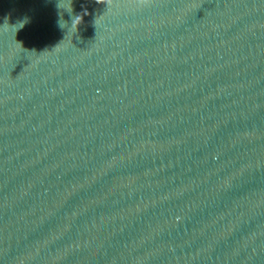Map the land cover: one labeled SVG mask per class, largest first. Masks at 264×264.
I'll return each mask as SVG.
<instances>
[{
  "label": "water",
  "instance_id": "1",
  "mask_svg": "<svg viewBox=\"0 0 264 264\" xmlns=\"http://www.w3.org/2000/svg\"><path fill=\"white\" fill-rule=\"evenodd\" d=\"M0 264H264V0H0Z\"/></svg>",
  "mask_w": 264,
  "mask_h": 264
},
{
  "label": "clouds",
  "instance_id": "2",
  "mask_svg": "<svg viewBox=\"0 0 264 264\" xmlns=\"http://www.w3.org/2000/svg\"><path fill=\"white\" fill-rule=\"evenodd\" d=\"M96 3L98 4H106L107 6H109L112 3V0H95ZM149 2V0H138V3L140 5H144L147 4ZM82 19V17H81Z\"/></svg>",
  "mask_w": 264,
  "mask_h": 264
}]
</instances>
